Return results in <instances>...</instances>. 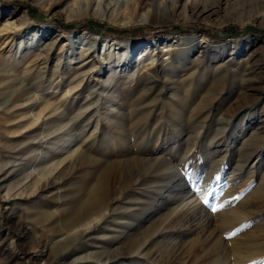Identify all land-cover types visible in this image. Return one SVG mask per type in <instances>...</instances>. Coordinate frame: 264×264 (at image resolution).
<instances>
[{"label":"rangeland","instance_id":"374dc122","mask_svg":"<svg viewBox=\"0 0 264 264\" xmlns=\"http://www.w3.org/2000/svg\"><path fill=\"white\" fill-rule=\"evenodd\" d=\"M124 3L0 0V264H264L241 257L264 251V0L156 2L135 22ZM23 20L6 43L3 26ZM130 27L147 38L114 34ZM81 32L138 45V82L104 83L119 56L71 46ZM190 35L227 48L191 51ZM165 48L191 53L161 58ZM27 90L63 108L73 131L59 146L43 123L27 126L30 103L14 107ZM89 211L101 222L61 243Z\"/></svg>","mask_w":264,"mask_h":264},{"label":"bare ground","instance_id":"6f19581e","mask_svg":"<svg viewBox=\"0 0 264 264\" xmlns=\"http://www.w3.org/2000/svg\"><path fill=\"white\" fill-rule=\"evenodd\" d=\"M182 0H125L124 6L125 7H131L133 9V15L129 18L128 22H135L137 19V16L140 14L141 11H145V13H143V16L146 15H150L152 13V7H155L156 2H158L159 5H163L160 7H164L166 8L169 5V2L171 3L173 8H176L179 3ZM194 4H196V2L198 1H202V0H192ZM203 1H211V0H203ZM149 7V8H148ZM151 7V8H150ZM168 9V8H167ZM142 14V13H141ZM24 20L21 22H6V24L3 26L2 28V36H4L5 38H7L6 43H11L12 41H14L17 37H20V35L25 31V27H24ZM45 29H50V27H45ZM58 30V29H56ZM1 31V30H0ZM1 32V33H2ZM1 35V34H0ZM66 39L69 40V44L71 46H74L76 44H81L84 46H88L87 51L89 52H94V54L96 53V55H100L101 50L102 51V55L100 56V58H102L103 60H106V51L109 50V54H112L113 52L116 53L119 57H118V64L116 66H109V70L112 71V75H110V77H104L106 78L104 80L105 82H108L110 84H114L116 82H118L120 79H127V80H136L138 82V74H137V69H128L131 65V60L132 58H134L135 52L138 48V45H132V44H125V43H118V42H111L107 39H100L98 37H90L87 36V34L85 32H81L78 35L75 36H66ZM162 38H159L157 40H153V42H157L159 40H161ZM186 39L189 40L191 46L190 49L191 51H195V50H199V49H209L211 47H221L223 49L227 48V42L226 43H216L210 39H208L207 37H202L200 35H190L187 36ZM243 40V39H241ZM155 45V44H154ZM51 49V47H47V50ZM107 49V50H106ZM222 49V50H223ZM138 51V50H137ZM87 52V53H88ZM161 58L165 57V58H169L171 55L175 54H185V57H181L180 59H185L186 55H189L190 53H186V50H180L177 52H173L170 50V48H165V49H161ZM46 57V56H45ZM122 58V59H120ZM165 61V60H164ZM163 62V61H162ZM161 62V63H162ZM95 65V64H94ZM100 70L103 72H107L106 71V66H102L100 68ZM102 78V77H101ZM100 78V79H101ZM103 78V79H104ZM121 82V81H120ZM125 82V81H124ZM140 82V81H139ZM106 83V84H108ZM108 84V85H110ZM138 84V83H137ZM111 86V85H110ZM110 88V87H108ZM70 91V90H69ZM30 92V91H29ZM69 93V92H68ZM67 95V94H66ZM65 96V95H64ZM89 97V96H88ZM43 98H45L44 96L42 97V95L38 94V95H29L28 96V90L24 91L21 95H19L17 97V102L15 103L14 107L20 106L22 104H24L25 102H28V106L27 107H21L24 109V113L22 115L23 118L28 119V125L27 126H32L35 124L43 123L44 126L46 128H48V130L50 131L51 135L54 134V138L56 141H54L55 146L59 143L60 139L68 134L72 129L68 128V123L65 121L64 119V110L62 111L63 108H61V110L54 108L52 106L51 102H47L44 101L43 102ZM107 98V97H105ZM46 99V98H45ZM16 100V98H15ZM92 100V99H91ZM108 100H111V98L109 97ZM91 102V101H89ZM111 103V101H109ZM113 102V101H112ZM34 105H42L41 106V110L38 111L37 113H30V108ZM105 107V106H104ZM109 106H106V108ZM18 108V107H17ZM29 108V109H28ZM99 108V107H98ZM32 110V109H31ZM100 110V109H99ZM113 111V110H112ZM112 111L109 110V112L111 114H116L112 113ZM88 112V111H87ZM118 112V111H117ZM264 112V106L262 107L261 110H258L256 113H254V116H261V113ZM66 113V112H65ZM90 113V112H89ZM92 114V113H91ZM97 115V114H96ZM117 115L119 116V114L117 113ZM87 116V115H86ZM91 115H89L90 117ZM115 116V115H114ZM21 117V116H20ZM117 117V116H116ZM57 121L55 123L52 122V120ZM112 119L114 120V118L112 117ZM72 120V119H71ZM104 120V119H103ZM116 120V119H115ZM117 121V120H116ZM115 121V122H116ZM109 122V121H108ZM79 123V122H78ZM110 123V122H109ZM107 123V124H109ZM70 124V123H69ZM80 124V123H79ZM246 122L242 121L238 126H237V130L236 133L239 134V136L241 135L242 137H240L239 139L241 140L242 138H244V136H246L245 134V126ZM76 125V124H75ZM78 126V124H77ZM76 126V127H77ZM73 127V126H72ZM78 129V128H77ZM113 129V128H112ZM45 130V128H44ZM117 130V129H116ZM73 131V130H72ZM117 135V134H116ZM251 135V134H250ZM67 136V135H66ZM238 136V135H237ZM249 136V135H248ZM251 137V136H250ZM237 138V137H235ZM246 138V137H245ZM239 142V141H238ZM245 142V141H244ZM210 143L212 144H216L217 142L215 141H210ZM241 146L243 144V142H240ZM239 143V144H240ZM228 144V143H227ZM244 145V144H243ZM59 146V145H57ZM219 146V145H218ZM227 146V145H226ZM229 146V145H228ZM240 146V147H241ZM231 148V147H230ZM219 148H215V150L217 151ZM224 149V148H223ZM228 150V149H227ZM218 152V151H217ZM222 152V151H221ZM243 157V156H242ZM261 159V158H260ZM248 160V159H247ZM260 164V162H259ZM258 164V165H259ZM262 164L263 160H262ZM257 165V166H258ZM261 166V165H260ZM236 167V166H235ZM247 167V166H246ZM264 168V165H263ZM259 169V168H258ZM254 170H247V173L250 174V172H253ZM257 172V171H256ZM255 173V172H254ZM253 178V177H252ZM211 179V178H210ZM210 179L208 181H205L206 186L208 187V184L210 183ZM101 180V179H100ZM241 180V178H240ZM101 184V183H100ZM191 184V183H190ZM189 184V185H190ZM98 185V184H97ZM184 186V185H183ZM210 186V185H209ZM216 186V185H215ZM220 186V185H219ZM244 186V182H242L241 184H239V187ZM194 187V186H193ZM196 187V186H195ZM94 188L95 185H94ZM99 188V186L97 187V189ZM94 190V189H93ZM92 190V191H93ZM240 190V189H239ZM98 191V190H97ZM96 191V192H97ZM197 192V191H196ZM206 192V191H205ZM99 193L97 192L96 195H98ZM101 194V193H100ZM94 195V197L96 196ZM92 196V195H91ZM99 196V195H98ZM96 198V197H95ZM189 198V197H188ZM99 199V198H97ZM96 199V200H97ZM213 199V198H212ZM100 201V200H99ZM98 202V201H97ZM96 202V203H97ZM94 202V205L96 204ZM188 203V202H187ZM191 203V202H190ZM189 204V203H188ZM187 204V205H188ZM216 204V203H215ZM93 205V206H94ZM89 206V205H87ZM92 206V207H93ZM190 206V205H189ZM97 205L92 208V209H96ZM88 208V207H86ZM89 208H91V206H89ZM184 208V207H183ZM85 209V208H84ZM88 211V210H87ZM83 212V211H82ZM85 212V211H84ZM209 213V212H208ZM81 216L78 217H74L72 219L67 220L66 224L63 226L64 229L62 230L65 233V236L62 238L61 243H64L70 239H74L76 237L82 236L83 233L87 232L90 228H92L94 225L98 224L99 222H101V220L103 219V214H99L98 212H87L85 214H79ZM105 218V217H104ZM66 221V220H65ZM235 229V228H234ZM140 251V249H139ZM252 251V250H251ZM142 252V251H141ZM262 253H264V251L260 250V248L258 249V251L255 252H249L244 256H241L243 260L246 259H253L254 257H257V255H261ZM137 254V253H136ZM153 257V256H152ZM171 259V258H170ZM175 259V258H174ZM155 260V259H153ZM257 260V259H256ZM175 261V260H174ZM167 263V262H166ZM172 263V261H171Z\"/></svg>","mask_w":264,"mask_h":264},{"label":"trees","instance_id":"16d2710c","mask_svg":"<svg viewBox=\"0 0 264 264\" xmlns=\"http://www.w3.org/2000/svg\"><path fill=\"white\" fill-rule=\"evenodd\" d=\"M64 27L66 29H71V25L69 24H63ZM81 26V23H75L74 24V27H80ZM192 28V27H191ZM193 28H197L199 30H201L202 32H204L205 35H207L209 38L211 39H216L218 38V33H216L215 30H209V29H206V28H203L201 26H198V25H194ZM180 29H188V27H185V28H180ZM164 31H167V32H171V28L169 29H165ZM130 32H133L135 33L134 35L137 36V37H144L145 39L147 38L146 36H144L143 34H139V30H137L136 28L134 27H130V28H115L114 30V34L118 37H121L122 34H126V33H130Z\"/></svg>","mask_w":264,"mask_h":264},{"label":"snow or ice","instance_id":"6c2138e0","mask_svg":"<svg viewBox=\"0 0 264 264\" xmlns=\"http://www.w3.org/2000/svg\"><path fill=\"white\" fill-rule=\"evenodd\" d=\"M205 203H207V201H205ZM220 207H222V206H220ZM211 210H212L213 212H215V211H217V207H213ZM252 264H256V262L253 261Z\"/></svg>","mask_w":264,"mask_h":264},{"label":"water","instance_id":"95a60500","mask_svg":"<svg viewBox=\"0 0 264 264\" xmlns=\"http://www.w3.org/2000/svg\"><path fill=\"white\" fill-rule=\"evenodd\" d=\"M241 39H246V37H244V38H241Z\"/></svg>","mask_w":264,"mask_h":264}]
</instances>
